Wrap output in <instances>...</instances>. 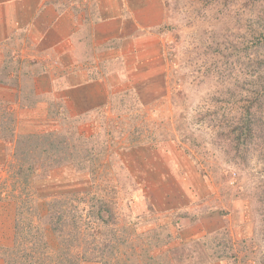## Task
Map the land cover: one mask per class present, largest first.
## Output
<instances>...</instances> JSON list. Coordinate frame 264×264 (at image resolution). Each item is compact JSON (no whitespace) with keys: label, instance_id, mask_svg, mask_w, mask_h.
Instances as JSON below:
<instances>
[{"label":"rangeland","instance_id":"obj_1","mask_svg":"<svg viewBox=\"0 0 264 264\" xmlns=\"http://www.w3.org/2000/svg\"><path fill=\"white\" fill-rule=\"evenodd\" d=\"M29 1L0 4V264H264V110L228 138L260 106L264 0Z\"/></svg>","mask_w":264,"mask_h":264},{"label":"crops","instance_id":"obj_2","mask_svg":"<svg viewBox=\"0 0 264 264\" xmlns=\"http://www.w3.org/2000/svg\"><path fill=\"white\" fill-rule=\"evenodd\" d=\"M107 1H109V0H106V2ZM41 2V1H40ZM39 2V3H40ZM39 3H36V4H34L33 5V3L32 2H30L29 0H6V1H4V2H0V4H3V5H5V6H7V7H10V5H11V7H10V11H12L13 13H14V10H12L13 9V6L17 9V8H21L22 10H26V11H30V12H32V15H34V14H38V12H36L35 13V11H36V9H37V5L39 4ZM13 4V5H12ZM43 4V3H42ZM41 4V5H42ZM125 4V3H124ZM3 5H0V6H3ZM107 5V4H106ZM125 6V5H124ZM128 6H129V4H128ZM14 8V9H15ZM104 8V7H103ZM102 8V9H103ZM107 9H109V8H107ZM129 12L131 13V12H135L134 10L132 11L131 10V8H130V6H129ZM105 11H106V9H105ZM146 11H147V5L146 4H144V5H142V7L141 6H139L138 7V14H139V18L141 19V18H143L144 20H147L146 19ZM141 12H142V14H141ZM20 13L18 12V14H17V11H15V16H14V18L17 16V15H19ZM105 15V14H104ZM90 16H91V12H90ZM118 18V21H115V19L114 18ZM119 17H121V18H119ZM103 18V17H102ZM114 19V20H113ZM124 20H126V18L124 17H122L121 16V14H118L117 16L114 14V12H111L110 14L109 13H107V15L104 17V19H102L101 21L103 22H106V24H107V26H108V28H106V34H105V36H103L102 38H100V35H98V36H93V34H90L92 37H91V42L93 43V45L95 46V47H99V46H101V42L100 41H103V42H109L110 40H112L113 39V33H112V31H111V28L109 27V26H114V25H118V26H120V25H123V23H124ZM116 22H117V24H116ZM1 31V30H0ZM108 33H111L110 35H108ZM94 38V39H93ZM49 41V38H43V40H42V51L44 50V49H46L47 51H44V52H48V53H46V57L47 56H50V55H52V54H55L57 57H58V61L60 62V63H63V61H66V59H70V55L69 54H67V48H64V47H66L60 40H58L57 41V43L55 44H45V43H47ZM64 46V47H63ZM93 46V47H94ZM44 48V49H43ZM51 49V50H50ZM50 50V51H49ZM52 53V54H51ZM49 61H50V59H49ZM52 62H54V61H52ZM43 63H44V59H43ZM42 68L44 69V66H43V64H42ZM41 79H42V77H41ZM36 83V82H35Z\"/></svg>","mask_w":264,"mask_h":264},{"label":"trees","instance_id":"obj_3","mask_svg":"<svg viewBox=\"0 0 264 264\" xmlns=\"http://www.w3.org/2000/svg\"><path fill=\"white\" fill-rule=\"evenodd\" d=\"M262 60H259L260 64L264 63V57L261 58ZM258 105H260L257 109L250 105L246 111L241 112V117L232 123V125H229V131H228V138L231 140L232 144L238 149V150H247V144H250L252 140L255 139L256 135H258L259 131V125H261V113L264 110V86L261 90L258 92ZM260 102V104H259ZM261 136V135H260ZM254 143V141H253ZM252 143V144H253ZM69 161V158L68 160ZM35 166H32V169H34ZM111 212V211H110ZM110 212H106V216H111ZM61 221V218L58 219V221H52L51 225L54 231L61 230V227L59 226V223ZM76 230L78 226L76 225L73 227ZM78 230V229H77Z\"/></svg>","mask_w":264,"mask_h":264}]
</instances>
